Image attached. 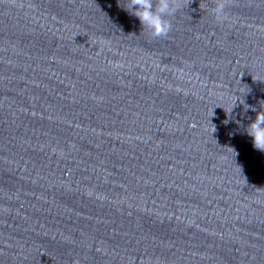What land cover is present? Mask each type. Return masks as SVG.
<instances>
[{
	"label": "clouds",
	"instance_id": "obj_1",
	"mask_svg": "<svg viewBox=\"0 0 264 264\" xmlns=\"http://www.w3.org/2000/svg\"><path fill=\"white\" fill-rule=\"evenodd\" d=\"M191 2L192 0H187L188 5ZM181 3L182 0H124L122 4L121 0H117V6L138 18L142 28L154 38L169 34L172 25L167 17L175 15ZM212 3L211 12L215 21L219 24L228 22L226 9L231 6L232 0H212ZM244 131L251 137L253 148L264 152V107Z\"/></svg>",
	"mask_w": 264,
	"mask_h": 264
}]
</instances>
